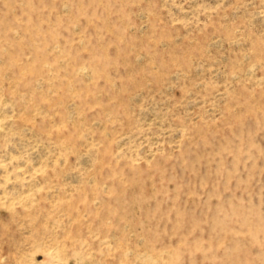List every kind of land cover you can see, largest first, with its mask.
Wrapping results in <instances>:
<instances>
[{"label": "rangeland", "instance_id": "374dc122", "mask_svg": "<svg viewBox=\"0 0 264 264\" xmlns=\"http://www.w3.org/2000/svg\"><path fill=\"white\" fill-rule=\"evenodd\" d=\"M0 264H264V0H0Z\"/></svg>", "mask_w": 264, "mask_h": 264}]
</instances>
